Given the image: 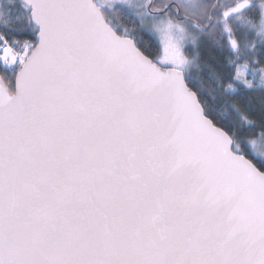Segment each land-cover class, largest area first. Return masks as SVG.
<instances>
[{"label": "snow or ice", "instance_id": "obj_1", "mask_svg": "<svg viewBox=\"0 0 264 264\" xmlns=\"http://www.w3.org/2000/svg\"><path fill=\"white\" fill-rule=\"evenodd\" d=\"M0 264H264V0H0Z\"/></svg>", "mask_w": 264, "mask_h": 264}]
</instances>
